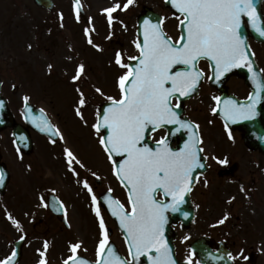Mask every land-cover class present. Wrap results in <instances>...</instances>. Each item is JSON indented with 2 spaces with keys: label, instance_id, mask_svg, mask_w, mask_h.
Returning <instances> with one entry per match:
<instances>
[{
  "label": "snow or ice",
  "instance_id": "snow-or-ice-1",
  "mask_svg": "<svg viewBox=\"0 0 264 264\" xmlns=\"http://www.w3.org/2000/svg\"><path fill=\"white\" fill-rule=\"evenodd\" d=\"M134 2L135 0H126L123 4L117 2L103 9L110 28L117 20L114 13L127 11ZM167 2L182 17L179 24L183 31L179 39L173 40L165 31V18H158L155 21L144 19L138 28L136 38L132 41L137 54L126 56L124 52L117 51L114 59L110 61L123 70L115 79L119 97L106 96L110 102L109 106L96 112V122L91 125L100 147L112 165V174L127 189V206L112 196L111 188L103 195V201L125 233L131 260L122 258L111 247L109 229L101 211V200L89 180L81 178L76 168V165L80 168H86V165L71 147L66 146L63 154L67 169L91 198L92 210L98 220L99 240L95 261H89L79 254L83 242L77 241L68 245L70 254L63 260V264H136L144 256L148 258L149 264H178L173 249L165 238L169 214L182 213L185 219L189 217L190 213L182 211V206L186 203V197L200 181L201 177L196 175L197 170L205 168L206 165L202 162L205 149L198 131L200 125L182 118V113L178 111L181 104L174 101L191 97L197 92L205 78V72L199 66L201 61L210 62L212 75L207 78L210 80L214 78L217 82L233 69L246 67L257 87V91L248 97L246 104L229 98L223 100L221 108V98L213 96L212 100L216 101V106L212 108L213 114L222 111L224 119L233 124L240 120L254 119L258 114L257 104L261 91H264V82L254 70L251 57L255 53H249V45L242 34L244 18L247 17L251 27L264 37V19L257 10V0H167ZM82 7L80 0H73L77 21L81 19ZM60 18L63 20V14ZM88 22L91 24V18H88ZM119 23L127 30V25L123 21ZM91 31L95 29L88 27L84 29L87 43L102 51L101 46L94 43ZM107 38L111 39V34ZM28 47L31 48L32 45L29 44ZM48 67L51 69L52 65ZM260 72L264 73V69ZM85 77L86 66L81 62L76 66L71 79L78 82ZM2 83L0 81V84ZM12 87L15 88L16 85L13 84ZM76 91L79 99L75 114L87 124L82 111L87 100L82 89L77 88ZM94 91L105 95L100 87H95ZM30 100V96H23L26 116H31ZM0 107H3V102H0ZM40 112V117L31 116V123L40 132L47 133L52 138V144L57 142L56 137L66 140L61 129L47 118L44 110L41 109ZM225 128L228 129L227 123ZM102 132L105 134H101ZM156 132L163 134L155 140L154 146H150L148 140ZM182 132L187 134V139L183 147L174 149L169 137ZM228 136L232 139L230 129ZM212 159L222 166L229 163L227 157L213 156ZM88 171L93 178L102 179L96 171L90 169ZM4 178L5 174L0 170V186H3ZM203 182L205 187L210 183L206 178ZM241 191H245L243 186ZM39 199L40 207H49L43 196ZM234 199L235 197H232L228 202L231 203ZM55 210L63 212L64 222L71 228L68 209L64 202L58 201ZM7 219L17 230L23 232L20 221L11 213H7ZM228 219L229 214L226 213L214 226L223 225ZM20 238L23 240L25 236L22 235ZM49 248L50 242L45 240L42 249H37L40 257L37 264H49L47 258ZM227 255L232 261L238 258L230 252ZM16 256L17 252L13 250L11 255L0 259V264H14ZM239 256L248 259L243 255V251ZM186 264H193L191 254Z\"/></svg>",
  "mask_w": 264,
  "mask_h": 264
},
{
  "label": "rangeland",
  "instance_id": "rangeland-1",
  "mask_svg": "<svg viewBox=\"0 0 264 264\" xmlns=\"http://www.w3.org/2000/svg\"><path fill=\"white\" fill-rule=\"evenodd\" d=\"M53 1L55 10L50 16L53 19L50 20L48 15L36 9L32 0H0V71L6 86L3 95L14 101V107L18 105L17 102L22 96H31V100L50 115L66 137V140L56 142L60 146L53 147L51 151L48 145L44 150L41 147L42 141H38V152L44 153L45 156L39 155L36 161L31 162L30 168L29 165L26 167V160L14 149L8 131L4 130L0 133V160L10 174L5 193L0 196V257L7 253L12 245L11 241L25 235L27 240L24 250L28 254L29 262L38 260L36 250L42 249L43 242L48 240L50 241L48 259L58 264L60 259L58 255H52L54 250L59 251V255L62 254L61 258L65 259L70 254L68 245L82 241L80 251H83L87 257H95L99 240L98 220L92 210L91 198L82 186L76 183V177L67 170L64 147H71L86 165V168L76 165L77 171L81 178L89 180L97 196L105 189L111 188L112 195L127 206L123 189L112 177L110 162L100 147L91 125L95 123L97 106L106 99V94L117 97L115 79L123 70L110 63L115 53L119 49L122 51L123 48L122 52L126 56L136 55V52L131 50L130 44L132 39H135L134 17L142 12V6H149L167 19L165 29L169 36L175 38L178 32L176 22L171 20L168 10L162 5L163 0H135L127 11H118L125 19L124 24L127 22V30L119 23L123 21L120 15L110 28L107 17L103 14L104 8L121 1L123 4L126 0H80L86 17L79 22L71 20L69 15L72 0ZM71 7L73 8L72 5ZM60 13L63 14V20L59 17ZM88 18H91V24ZM44 23L51 24L50 29L45 30ZM86 27L95 29L90 34H93L94 43L100 45L102 51L87 43L84 34ZM110 34L111 39H108ZM122 42L126 44L121 45ZM29 44L32 45L31 48L28 47ZM86 44L88 47L85 46ZM254 48L258 58L262 59L260 47ZM16 50L21 52L17 53ZM81 62L86 66V77L73 82L71 77L75 74L76 66ZM49 65H52L51 69ZM13 84L16 85L14 89H12ZM229 85V91L239 97L246 91V88L239 85L235 79H231ZM95 87H100L105 95L96 93ZM77 88L82 89L87 100L82 108L87 124L75 114L79 99ZM208 89V86L201 88L199 96L186 103L188 116L200 125L206 138L204 146L210 151L211 145L242 146L239 135L232 134V139H229L228 130L223 128L218 119L210 113L214 105L212 97L215 93ZM35 149L36 147L34 152ZM89 169L96 171L102 177L99 179L101 185L95 183V178L91 176ZM232 185L238 186V183H231L228 179L219 181L214 179L210 188L215 190L221 202L216 210L229 211L233 217L239 210L247 212L249 208L246 207L247 199L243 196H237L236 200L228 204L232 198ZM202 190L207 189L198 187L192 193L195 208L198 207ZM50 192L59 196L66 205L72 225L70 229H58L60 226L58 222L54 221L53 217H48L49 213L45 212L48 209L39 206V198L43 196L47 201ZM206 192L203 197L204 205H207L211 198ZM262 203L261 213L264 214V201ZM101 211L107 227L112 226L102 207ZM203 212L199 209L197 218L189 229L178 232L176 236V256L179 261L189 257L188 244L200 235L198 217L200 218ZM7 213H11L20 221L24 233L17 230L7 219ZM247 215L251 213L247 212ZM241 218L244 222L245 217ZM28 221L32 223L27 224ZM114 233L113 242L122 248L124 245L119 235ZM231 235L236 247L248 248L249 245H255L253 241L248 240L247 233H239L238 228L233 230ZM251 235L256 237V232L252 231ZM257 237H260V241L264 240V231L258 233ZM260 261L264 264V244ZM19 264L29 263L22 258Z\"/></svg>",
  "mask_w": 264,
  "mask_h": 264
},
{
  "label": "flooded vegetation",
  "instance_id": "flooded-vegetation-1",
  "mask_svg": "<svg viewBox=\"0 0 264 264\" xmlns=\"http://www.w3.org/2000/svg\"><path fill=\"white\" fill-rule=\"evenodd\" d=\"M246 40L251 46V38L247 37ZM262 69H264V56ZM262 75L264 78V73H262ZM2 87L3 84H1V90L3 89ZM6 97L15 121L24 126L21 108V103L23 102H17L18 105L14 107V101L10 97ZM29 133L32 142L37 149V153H39V148H37L38 141H42L41 147L44 150L47 149V144L50 141L46 136L40 135L31 130ZM210 148L212 149V155L209 153L208 147H206L207 151H204L208 170L203 176H205L210 183L207 186L208 188L204 186V182H201L199 185L200 188L207 190L201 191L202 196L199 199V209L202 212L204 209L206 210L201 214L198 220V228L201 231V234H213L214 236L210 237H212L215 242H223L225 246L229 247L232 255L238 257L234 261V264L239 263V261H237L238 259L243 260L245 264H263L262 261H260V253H258V249L263 247L264 242L263 240L260 241V237H257V235L264 231V214L261 213L262 202L264 201V155L258 149L246 146H212ZM207 154L211 156H208ZM39 155H44V153H39ZM213 156L220 158L227 157L229 163L226 166H222L212 159ZM23 157L28 158L30 155L23 154ZM217 177H222L223 179L231 178L233 183L236 182L240 185V187L232 185L231 194L235 197L234 200H236L237 196H243L247 199L246 207L249 208L247 212H250L251 215L248 216L246 211L239 210L237 215H233V217L229 216V219L223 225L214 226L217 224V221L224 216L221 209L216 210L219 199L215 190L210 188L212 181L217 179ZM205 178L203 177L202 181H204ZM243 180H245L246 183L243 182ZM241 186H243L245 191H241ZM205 191H207L206 194L211 197L207 205H204L203 200ZM243 216L245 217L244 222L241 218ZM237 228L239 233H247L248 240L253 241L255 246L249 245L248 248L239 250L231 235V232ZM252 231L256 232V237H252ZM241 251H243L244 256L248 257L247 260L239 256Z\"/></svg>",
  "mask_w": 264,
  "mask_h": 264
},
{
  "label": "water",
  "instance_id": "water-1",
  "mask_svg": "<svg viewBox=\"0 0 264 264\" xmlns=\"http://www.w3.org/2000/svg\"><path fill=\"white\" fill-rule=\"evenodd\" d=\"M34 2L36 4H38V5H41V6H44V7H47V8H50L51 5H52L51 0H34ZM260 3H261V0H257V10L261 13V11H260ZM170 7H171V9H172V11L174 13L179 14V13L176 12V9H174L172 6H170ZM144 10H145V13L139 17V22H138L139 25L138 26H140L142 24L144 19H152L153 21H155L158 18H160L159 15L152 13L149 9L145 8ZM182 30H183V28H182ZM251 32H252V36L255 39H257L258 41L264 40V37H261L252 27H251ZM253 66H254V64H253ZM254 70L257 72L255 66H254ZM238 73L246 76L245 73L243 72V70L238 71ZM257 74L259 75L258 72H257ZM251 75L252 74L250 73V81L249 82H250V87L252 89V93L250 95L254 94L257 91L256 84L251 79ZM225 95L226 94L224 93L223 96L221 97V105H220L221 108L223 107V103H222L223 100L227 99ZM262 96H264V91H261V93H260V100H259V102L257 104V113L258 114H257V116L254 119L240 120L237 123L233 124L230 121H226L224 119L222 111H217L216 114L220 115L223 118L224 122L227 123L228 126L241 128L244 131V134H243L244 141L247 144H254V145L258 146L264 152V101H263V97ZM237 102L241 103V104H246V103H248V99L244 100V101H237ZM109 104L110 103H106V104L102 105L100 107V111L106 109L109 106ZM1 114H4V115L7 114L6 110H4L3 107H2V109H0V115ZM173 131H174V129H173ZM175 135H172L170 137H173ZM148 142H149V140H148ZM181 144L183 145V143H179V145H181ZM203 170H204V168L203 169H198L197 171L198 172H202ZM0 190L2 191L3 189H0ZM185 210H186V212L190 213L189 217L186 219V221H184L185 222V226H187L189 221L191 220V217H192V212L189 209V200H188V198H186V203L182 206V211H185ZM173 214L175 215V217L170 218L169 222L173 221V220L175 221L177 219H184V217L181 215L182 213L181 214L173 213ZM121 230L124 233L123 229H121ZM168 232H169V226L167 227L165 234L167 235ZM166 240L168 241L170 247L172 248L170 240L167 239V238H166ZM192 247H193L194 251L196 253H198L197 244H193ZM204 261H206V260H204ZM136 264H149L148 258L146 256L141 257L136 262ZM206 264H210V262H207ZM220 264H223V263H220Z\"/></svg>",
  "mask_w": 264,
  "mask_h": 264
}]
</instances>
